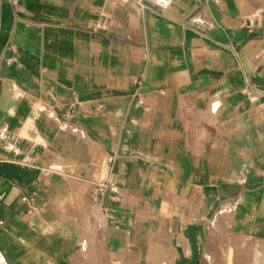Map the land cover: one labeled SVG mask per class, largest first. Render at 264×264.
Returning <instances> with one entry per match:
<instances>
[{
	"label": "crops",
	"instance_id": "crops-1",
	"mask_svg": "<svg viewBox=\"0 0 264 264\" xmlns=\"http://www.w3.org/2000/svg\"><path fill=\"white\" fill-rule=\"evenodd\" d=\"M0 195V264L264 241V0H0Z\"/></svg>",
	"mask_w": 264,
	"mask_h": 264
},
{
	"label": "rangeland",
	"instance_id": "rangeland-1",
	"mask_svg": "<svg viewBox=\"0 0 264 264\" xmlns=\"http://www.w3.org/2000/svg\"><path fill=\"white\" fill-rule=\"evenodd\" d=\"M257 252H261L260 255ZM148 256H127L115 254L100 264H168L171 258L156 256V250ZM257 255V256H256ZM205 257L210 264H251L257 257V264H264V241L233 234L222 227L209 229L205 246Z\"/></svg>",
	"mask_w": 264,
	"mask_h": 264
},
{
	"label": "built area",
	"instance_id": "built-area-1",
	"mask_svg": "<svg viewBox=\"0 0 264 264\" xmlns=\"http://www.w3.org/2000/svg\"><path fill=\"white\" fill-rule=\"evenodd\" d=\"M14 3H15V2H14ZM133 83L138 84L139 81H138V80H133ZM161 92L164 93L163 90H161ZM137 101L140 102V103L142 102L141 99L139 98V96H137ZM0 198H1V195H0ZM21 200H22V201H29V202L31 201V200H29V199L27 200L26 197H22ZM30 203H31V202H30ZM30 209H31V210L33 209V206H32V205L30 206ZM0 224H2V220H0Z\"/></svg>",
	"mask_w": 264,
	"mask_h": 264
}]
</instances>
